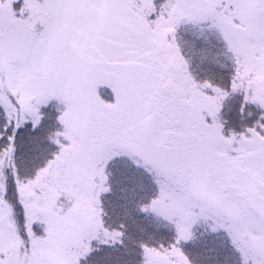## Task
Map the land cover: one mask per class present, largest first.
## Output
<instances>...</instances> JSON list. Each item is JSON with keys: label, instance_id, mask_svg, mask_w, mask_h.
Listing matches in <instances>:
<instances>
[{"label": "snow or ice", "instance_id": "1", "mask_svg": "<svg viewBox=\"0 0 264 264\" xmlns=\"http://www.w3.org/2000/svg\"><path fill=\"white\" fill-rule=\"evenodd\" d=\"M0 264H264V0H0Z\"/></svg>", "mask_w": 264, "mask_h": 264}, {"label": "trees", "instance_id": "2", "mask_svg": "<svg viewBox=\"0 0 264 264\" xmlns=\"http://www.w3.org/2000/svg\"><path fill=\"white\" fill-rule=\"evenodd\" d=\"M207 70L205 72H201L200 71V68H197L194 64V68H195V71L197 72L198 75L200 76H203V75H206V74H211V72L213 71H217V68L215 66H212V65H206L204 66ZM200 249L197 248V249H194V251H199Z\"/></svg>", "mask_w": 264, "mask_h": 264}]
</instances>
